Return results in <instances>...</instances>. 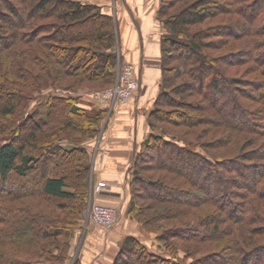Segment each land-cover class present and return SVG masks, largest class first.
I'll use <instances>...</instances> for the list:
<instances>
[{
  "label": "trees",
  "instance_id": "obj_1",
  "mask_svg": "<svg viewBox=\"0 0 264 264\" xmlns=\"http://www.w3.org/2000/svg\"><path fill=\"white\" fill-rule=\"evenodd\" d=\"M36 1L34 9L27 11L30 17L24 21L12 0H0L3 21L0 28L12 27L13 30L5 47L4 37L0 36L3 43L0 44V67L6 61L10 72L36 77L38 84L34 86L33 82V87L43 90L39 101L43 100L47 107L43 117L32 110L30 133L22 136L12 127L0 137V184L11 179L12 173L25 176L31 167L34 169L40 164L43 153L34 150L26 153L25 149L31 142L36 145L39 132L44 129L41 133L52 139L43 145L44 156L50 154L55 161L45 168L40 182H36L38 172L35 171L32 187L21 194L41 191L48 197L69 200L59 204L71 212L55 216L56 222H42L44 214H35L33 219H17L15 209L8 210L4 205L3 209L0 205V243H6L3 239H7L3 225L7 220L1 216L5 213L14 223L25 225L20 233L14 225L10 226L16 241L8 243L18 244L28 251L30 245L33 248L36 243L39 249V242L44 239L41 247L48 260L57 257L65 260L52 250L47 251L46 247L50 249L53 243L50 241L48 246L46 240L60 234L71 236L80 225L91 187L87 149L64 146L61 140L73 142L76 137L98 133L106 109L89 111L78 104L77 92L85 89L94 97L96 91L115 83L120 60L116 20L113 14L102 11L101 5L86 0ZM4 8L8 12H4ZM39 16L52 18L43 23L46 30L37 22ZM157 16L165 29L161 36V90L148 117L151 131L136 155L128 212L148 230L157 232V239L163 244L167 241L165 250L172 257L155 254L143 240L127 235L113 264H264V241H259L264 236V0H160ZM32 19L33 24L28 26ZM80 19L90 23L88 31L73 30V24ZM27 27H31L29 31ZM32 30H54L60 35H51L50 47H45L35 38V41L28 39L32 38ZM28 41L32 42L30 49L23 45V50L20 45L14 49L13 56L5 53L6 48L12 51L16 43ZM221 48L226 49L218 54L212 51ZM66 50L70 53L65 54ZM34 52L37 53L34 67L41 71L35 72L38 69L34 71L30 61L24 59L26 53ZM17 54H23L20 63L13 61ZM2 57L6 59L3 61ZM234 67H239L237 73L227 75L228 69ZM241 67L244 69L238 74ZM68 77L73 79L68 81ZM3 78L11 85L17 81L0 71L3 88ZM4 91L6 95L0 93V122L15 114L23 97H27L24 89ZM65 104L70 106V112L60 121L56 117L63 113ZM2 123L5 127V122ZM57 123L61 127L53 130ZM60 129L76 133L60 132L62 135L58 138ZM236 138L240 145L236 155L218 158L211 151L221 144H233ZM68 165L74 168L68 170ZM151 168L170 172L173 177L170 181L154 179L147 174ZM140 189L147 198L175 206L171 209L166 205V210L160 213H147L137 199ZM4 196L8 197L0 193V199ZM181 204L191 208L201 206L204 211L200 223L183 222L161 231V226L154 222L190 212ZM152 205L155 208V203ZM166 211H169L168 216H165ZM168 235L183 243L210 241L217 242L218 246L212 252L195 257L199 251L196 245L169 244ZM180 251L184 253L181 258ZM189 257L191 261L187 263L185 259ZM17 262L14 255L0 250V264Z\"/></svg>",
  "mask_w": 264,
  "mask_h": 264
},
{
  "label": "crops",
  "instance_id": "obj_2",
  "mask_svg": "<svg viewBox=\"0 0 264 264\" xmlns=\"http://www.w3.org/2000/svg\"><path fill=\"white\" fill-rule=\"evenodd\" d=\"M106 2L115 11L120 60L123 65L136 64L135 77L139 87L129 102L115 106L111 112L103 111L98 133L76 137L73 142L61 140L64 146L77 145L87 149L93 200L119 211L120 221L113 230L105 232L96 224L87 229L79 254L80 264H113L124 237L139 236L138 223L128 214L132 172L136 155L151 131L148 117L162 81L161 36L165 29L157 16L160 0L98 1L101 5ZM77 95L80 96L78 104L89 111L102 109L88 90L81 89ZM99 181L107 182L112 191L96 193L94 187Z\"/></svg>",
  "mask_w": 264,
  "mask_h": 264
},
{
  "label": "rangeland",
  "instance_id": "obj_3",
  "mask_svg": "<svg viewBox=\"0 0 264 264\" xmlns=\"http://www.w3.org/2000/svg\"><path fill=\"white\" fill-rule=\"evenodd\" d=\"M12 1L14 2L13 4L15 5L16 9H18V13H19L20 17H22L24 19V21H27V19L30 17V16L27 17V15H26V14H28L27 13L28 9H30V8L34 9L36 2H37L36 0H24V2H26V3H22L19 0H12ZM86 1L101 5L100 3H98L99 0L97 2L95 0H92V1L86 0ZM109 5L110 4L107 2L104 3L103 5H101L102 11L107 9V10H111L114 13L115 12L114 7L109 6ZM3 11L8 12V10H6L5 8L3 9ZM114 15H115V13L113 14V16ZM37 16H38V14H37ZM10 18H9V20L12 21L13 18L11 16H10ZM16 19H18V21H19L20 18L18 17ZM37 19H38L37 22L40 24L48 23V21L52 20V18L45 19V18H42L41 16L37 17ZM80 20L73 24V25H75V26H73V30L77 31L78 33H82V31H84V32L88 31V29H89L88 27L90 26V23L88 22V20H86V19H82L81 21ZM0 23H3L1 18H0ZM31 24H33V19H32V23L30 21L28 26ZM43 25H44L43 29L46 30L47 29L46 25L45 24H43ZM3 28H5V29H3ZM11 28H8V27L0 28V36L2 35L4 37V39H3L4 44L3 43H0V44H3L4 47L8 44L7 42L11 39V36L13 33V30ZM30 28L27 27V30L29 31ZM23 30H24V28H23ZM116 31H117V39L119 40L118 25L117 24H116ZM29 33H31V32H29ZM51 35H54V36L57 35L59 37L60 33L57 31L54 32V30H52V31L50 30V32H44V30H42L40 32H36V31L32 30V38L28 37V39L33 40L35 38L36 40H38L39 43H42L43 45H45V47H50L48 44V41H51L49 39V37ZM28 36H30V35H28ZM33 41H35V40H33ZM67 44H69V41ZM20 45H22V47H23V45H25V48L30 49V45H32V42L28 41V43H23V44L22 43H16L13 46L12 51H10V49L6 48L5 53H10L13 56L14 49H16L17 46L19 47ZM117 45H118V43H117ZM25 48L23 47L22 49L25 50ZM225 49L226 48H221L220 50H217V51L212 50V51L214 54L215 53L218 54L220 52L225 51ZM64 53L65 54L70 53V51L66 50V51H64ZM35 54H37V53H35V52L29 53V54L26 53L24 56V59H26V61L29 60L30 65H32V69L35 68L34 71L36 69H38L35 71V72H37V71H41V69L38 68L37 66L34 67L35 64L33 62H34ZM21 56H23V54H17L16 57L13 58V61L16 63H20L21 60L23 59V58L21 59ZM6 57H7V55H6ZM6 57H2L3 61L6 59ZM5 64H6V61H4L3 65H1L2 67H0V71L2 72V74L4 73V75L10 76L11 79L15 78V79H17V81L13 82V85H11V84H9L10 81H8L7 78H3L2 81L4 82L3 84L5 85V88H3V86H1V84H0V93H5V95H6L7 92L4 91V89H6V90L24 89V95L26 94L27 97H25V96H24L25 98L23 97L22 102L18 108V111L15 114L1 119V120H3L2 122H5L6 126L4 127V124L2 122H0V137L2 135H4L3 134L4 131H5V133H7L8 131H10V128H12V127L16 128L18 134L21 135V133H22L23 134L22 136H24L27 133L31 132L32 110L38 111V112H36L37 116L43 117L45 115V110L47 107L45 106L43 100L41 103H40L41 100L39 101V99H41L39 97V95L43 90L42 89L40 90V89L33 87V84H32L33 82L35 83L34 86H37V84H38V80L36 77H33V76L30 77L27 74L25 76L24 75L21 76L18 73H12V72H10V68H6ZM122 66H123L122 60H119L116 80L119 76V72L122 70ZM238 68H235V67L229 68L227 75L236 74ZM240 69L241 70L239 71L238 74H240L244 68L241 67ZM71 79H73V77H68V81H70ZM16 83H18V84H16ZM21 83L25 88L21 85ZM7 84L9 85V88H8ZM113 84H110L107 87H109ZM18 86H20V87H18ZM29 95H31V96H29ZM62 109H63V113L61 115H59V117L58 116L56 117L60 121H64L66 119V115L70 112V106L68 104H65L64 108H62ZM55 125L56 126H55V128H53V130L59 129L61 127L59 123H57ZM65 130L61 131V129H60L59 133H57V137L61 138L59 135L60 134L62 135V133L65 135H68L71 133H76V132H68L67 129H65ZM41 131H44V129L40 130L39 139L37 140L36 145L35 146L32 145V142H31L30 144H28V146L25 149L26 153H32V150L39 151L40 153H43V155L41 156L40 164L38 166H36L34 169H32V167H31L29 169L28 174H26L25 176L24 175L22 176L19 173L14 172V173H12L11 179L4 181L3 183L0 184V193L8 196V197L4 196L3 198L0 199V205L2 206V208L4 205V207L8 210H14L15 209L17 219H20L23 217L33 219L35 214L40 215V213H41V214H44V216H45V218H44V220H42V222L43 221L44 222H50V221L56 222L57 220L55 219V216L58 217V215H60V214L67 215V213L69 214V211L71 212V210L66 208V206L62 208L59 204L61 202L63 203V201L66 202L69 200L57 198V197H48L47 195L43 194L41 191H33L30 193H27V195L21 194V192L24 189H29L30 187H32V178L34 177L35 171L38 172V174L36 176V182H40L42 179V176L44 174L43 171L45 170V168L48 167L53 162V160L55 161V157L50 156V154H47L46 156H44L43 145H47V143L51 142L52 139L47 137L46 135H43L41 133ZM60 132H62V133H60ZM188 137L193 138L189 135H188ZM208 137H211V135L207 136V138ZM70 139H73V138L71 137ZM74 139H76V138H74ZM204 139L205 138H203L202 140H204ZM17 140L18 139H16V142H17ZM19 142H20V140L18 141V143ZM239 147H240L239 139L236 138L235 141L233 142V144H229L227 146L221 144V145H218L217 147H214V149H211V151L213 153H215L218 156V158H222L223 156L224 157H231L233 155H236V153L239 150ZM188 159H189V161L191 160L190 162H192V158L188 157ZM70 167L74 168V165H68V167H67L68 170ZM152 168H151V170H148L147 174L154 179H163L164 181H168V180L170 181V179H171L170 177H173V174H171L170 172L169 173L165 172V171L160 172L159 170L152 169ZM164 174L168 175L169 177L163 176ZM26 181L28 182V185L26 184ZM0 182H1V179H0ZM21 182L22 183L24 182V183L20 184ZM139 191H141V194L137 197V199L140 202V205L143 207V210H145V212H147V213L149 212V213L156 214V213H160V212L164 211L165 207H167V206H169V208H171V209H173V207L175 206L173 204H169V202L167 204L166 202H159V201H155L154 199L147 198L143 195L144 194L143 189H140ZM93 202H96V201L93 200V196L91 195V190H90V195H89V198L87 200L86 206L83 209L82 214L80 216L81 217L80 218L81 220L79 223L80 225L71 234V236H68V235L65 236V235L60 234L57 238H54L53 240H52V238L46 240V241H49L48 246H50V244L53 243V246H50V249L48 247H46L47 251L52 250V252L54 254L55 253L59 254V256L64 257L65 260L61 257L51 258L52 260H48V258H47L48 255H46L45 251H44L45 249L43 247H41V243L44 241V239L40 240V242H39L40 248L39 249H36V247H37V243H36L33 246V248H32V244H31L30 245L31 250H28V251L23 250L24 248L19 247L20 245H18V244L17 245H11V243H8V242L13 243L16 241V235L13 233L10 226L14 225V227L17 229V232L20 233V229L22 227H24L25 225L21 224V223H17V222L14 223V220L10 219L9 217L6 218L5 213L1 214V216L3 215L5 217V221L7 220V222L5 224H3L4 230H5V232H7V239H3V241L6 240V243H2V242L0 243V250L3 252H7L11 255H14L15 260L19 262V263L17 262V264H32V263L33 264H52V263H56V261H58L57 262L58 264H79L80 263L79 254L82 253L83 241L86 237L87 229L89 227L91 228L93 226L92 224H95L90 219L89 213H88L90 203H93ZM153 203H155V208H153V205H152ZM181 205L183 207H186V209L189 208L190 212L186 213V214L183 213L181 216L178 215L177 218L162 219V220H159L158 222H154V223H158L156 225L161 226V231H163L165 228H171L173 226L182 224L183 222L184 223L186 222L189 225H196V224L200 223V221L202 219L201 215L204 211L201 206H195V207L191 208L190 206H188L186 204H181ZM117 211H118V209H117ZM128 214H129V212H128ZM168 214H169V211H166L165 216L166 215L168 216ZM172 214L173 213H170V215H172ZM129 216H130V214H129ZM130 218L133 219L134 221H136L138 223V227L140 228V233H139V236H137V238H139L140 240H143V242L149 246L150 251H152L155 254L165 256V257L171 256L170 253H168L165 250L166 247L164 245H167V241L164 240L163 241L164 244H163L162 241L157 239V236H156L157 232L152 231V230H148V228L144 227L136 219L132 218L131 216H130ZM119 221L120 220H119V211H118V217H117V222H116L115 226L117 225V223H119ZM136 230L139 232L137 227H136ZM167 237H168V243L169 244L177 242L179 246H182L183 244H187V246L196 245L197 248H199V251L196 252L195 257H201L205 253L212 252V251H214L213 249L218 246V244H216L217 242L216 243L210 242V241L201 242V241L196 240V241H187V242L183 243V241H179L178 238L170 237V235H168ZM258 238L259 237H257V239ZM50 241H51V243H50ZM259 241H264V236ZM60 245H61V248L64 247V245H65L63 250H61V248L58 247ZM21 250H23V251L21 252ZM183 255H184V253L182 251H180L179 258L183 257ZM130 258H132V257H130ZM62 259H63V262H62ZM180 261H183V260H180ZM185 261L188 263L189 261H191V258L189 257V258H187V260L185 259ZM200 264H202V263H200Z\"/></svg>",
  "mask_w": 264,
  "mask_h": 264
},
{
  "label": "built area",
  "instance_id": "obj_4",
  "mask_svg": "<svg viewBox=\"0 0 264 264\" xmlns=\"http://www.w3.org/2000/svg\"><path fill=\"white\" fill-rule=\"evenodd\" d=\"M136 64L125 63L115 83L94 93L95 102L107 112L113 111L115 106L129 102L136 93L139 83L135 77ZM96 193L110 192L111 186L105 181H99L95 187ZM89 217L93 223L101 226L106 232L112 230L117 222L118 211L115 207L98 202L90 203Z\"/></svg>",
  "mask_w": 264,
  "mask_h": 264
}]
</instances>
